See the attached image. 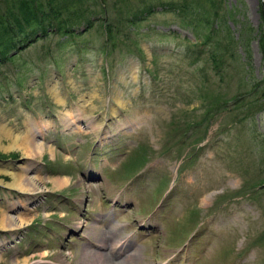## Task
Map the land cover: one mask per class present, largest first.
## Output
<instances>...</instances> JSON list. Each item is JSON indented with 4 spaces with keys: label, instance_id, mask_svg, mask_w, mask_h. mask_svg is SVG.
Wrapping results in <instances>:
<instances>
[{
    "label": "rangeland",
    "instance_id": "374dc122",
    "mask_svg": "<svg viewBox=\"0 0 264 264\" xmlns=\"http://www.w3.org/2000/svg\"><path fill=\"white\" fill-rule=\"evenodd\" d=\"M182 1L105 0L118 32L104 54L83 20L99 4L79 0L70 39L85 51L49 33L0 65V264H76L82 249L107 250L102 234L127 244L113 261L134 251L132 264H264V104L231 105L264 77L259 0H213L217 67L205 31L196 41L184 22L189 6L170 9Z\"/></svg>",
    "mask_w": 264,
    "mask_h": 264
},
{
    "label": "trees",
    "instance_id": "16d2710c",
    "mask_svg": "<svg viewBox=\"0 0 264 264\" xmlns=\"http://www.w3.org/2000/svg\"><path fill=\"white\" fill-rule=\"evenodd\" d=\"M77 1L79 0H25L23 2L16 0L0 1V65L10 60L12 56H15L20 50H23L28 44L33 42V40L43 38L49 33H59L62 37L61 41H59L61 46H68L72 49V52L81 54L82 51H85V49H87L86 45L88 41H73L70 39V37L73 38V36H76L77 34V23L82 22L79 20L81 18V13H79L74 7L70 8V6ZM94 1H96L97 5L99 4L100 12L97 11L99 13H94L96 16L94 20L92 17L94 14L88 18L84 17V24H86L87 27H92L94 22L95 24L97 23V27L100 31L99 33H102L104 37L102 51L104 54H108L114 44L113 38L118 32V24L116 21H112L108 16L106 6L103 5L105 0ZM209 2L211 7L208 9L202 0H189V2L183 0L181 3L171 6L172 8L170 9H173L172 11L176 10L182 12V10L187 9L189 6L190 17L184 22L190 26L196 41V37L199 36L198 30L205 31L203 39L206 41L208 49H210L211 62L217 67L219 62L222 64V56L217 54V48L221 45H219L217 40H211V37L212 35H215L214 32L217 31V28L212 27L210 18L212 17L214 20L217 19L218 7H214L213 0H209ZM66 9L67 14L65 15ZM150 12L151 11L148 7L134 9L128 20L130 21V24H132L135 19H142L144 15L146 16ZM191 14L193 17H191ZM259 17L260 32L258 35V50L260 53L261 66L264 70V0H259ZM226 32L224 35L226 42L223 44V49L228 52V58L232 59V54H235L233 52V47L236 41L233 40L232 37H229ZM200 37H202V34ZM212 46L215 49L213 51L211 48ZM187 51L194 52L195 49H187ZM247 64L248 62L243 63L245 66L242 72L245 76L243 80L244 84L248 79V76L246 75L248 74L251 76ZM214 66L213 68H215ZM215 74H217L216 71ZM262 80L264 82V77L260 81H254L251 76L247 87L231 97V105H239L240 107L243 105L245 106V110H251L254 107L256 109L261 108L264 104V89L262 88L264 86H261ZM210 100H208L209 104H213L214 100ZM227 103L224 101L226 106L229 105V103ZM225 105L221 108L226 109ZM213 109L212 106L209 108L207 107L205 114Z\"/></svg>",
    "mask_w": 264,
    "mask_h": 264
},
{
    "label": "bare ground",
    "instance_id": "6f19581e",
    "mask_svg": "<svg viewBox=\"0 0 264 264\" xmlns=\"http://www.w3.org/2000/svg\"><path fill=\"white\" fill-rule=\"evenodd\" d=\"M16 139H18V137ZM20 142H21L20 143L21 146L27 147V143H26L25 139L21 140ZM34 147L37 148V150L40 148L39 144H37V143L34 144ZM21 176L22 175L12 174V183H11V185L16 187V188H18V189H20V190L29 191L30 190V188H29L30 186H27L28 185L27 184L24 187V183L21 181ZM26 180H27L28 183L32 184L33 183L32 180H34V179L32 178V176H28V177H26ZM55 182L60 183L61 181L56 180ZM60 185H61V183H60ZM31 186H34V185L32 184ZM36 187H37V185H36ZM31 191H32V189H31ZM12 219H13V217H12ZM21 222H23V221L21 219H19L18 225H20ZM9 224H12V223L9 222ZM0 225H1V227H4L6 225L4 216H1V218H0ZM10 226H7V227H10ZM12 227H13V225H12ZM98 240L100 241L99 245H101L99 247H107V250L106 251H102V250H96V249H82V251L80 253V257L78 259V262H76V264H79V263H81V264L85 263L86 264L87 262H91L93 264H132V260L134 259V257H136L135 256L136 253L134 251L132 253H128L127 252L126 254H123L116 261H113L115 259L111 260L110 259L111 257L109 255L114 256L116 254L121 253V251L126 249L127 244L126 243H122L120 239L112 240L110 237L104 236L103 234L101 235V238H98ZM124 240H126V238ZM117 243H119V245L116 247ZM22 262L26 263V260L24 259V260H22Z\"/></svg>",
    "mask_w": 264,
    "mask_h": 264
},
{
    "label": "water",
    "instance_id": "95a60500",
    "mask_svg": "<svg viewBox=\"0 0 264 264\" xmlns=\"http://www.w3.org/2000/svg\"><path fill=\"white\" fill-rule=\"evenodd\" d=\"M1 161H2V160H1ZM1 161H0V162H1ZM2 162H5V161H2Z\"/></svg>",
    "mask_w": 264,
    "mask_h": 264
}]
</instances>
